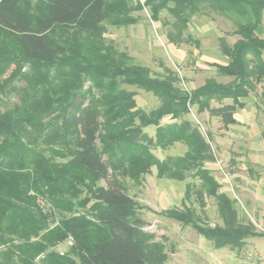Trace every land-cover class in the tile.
I'll return each mask as SVG.
<instances>
[{
  "label": "trees",
  "instance_id": "trees-1",
  "mask_svg": "<svg viewBox=\"0 0 264 264\" xmlns=\"http://www.w3.org/2000/svg\"><path fill=\"white\" fill-rule=\"evenodd\" d=\"M144 9L153 21L169 14L164 25L174 44L198 43L185 36L197 15L230 19L238 39L221 37L227 62L212 65L231 80L208 78L188 91L175 72L155 76L106 39L107 25H135ZM263 82L264 0H0V264H165L164 244L143 230L122 180L140 184L153 166L159 178L198 179L184 199L195 193L204 207L205 196L214 198L223 225L203 224L187 205L163 215L217 248L239 249L264 236L240 220L235 200L206 166L215 161L210 137L186 118L196 107L237 124L242 100ZM138 90L159 105L139 107ZM227 99L232 103L212 105ZM151 126L154 136L145 131ZM177 143L183 155L161 160L153 152ZM70 238L67 253L55 250Z\"/></svg>",
  "mask_w": 264,
  "mask_h": 264
},
{
  "label": "rangeland",
  "instance_id": "rangeland-1",
  "mask_svg": "<svg viewBox=\"0 0 264 264\" xmlns=\"http://www.w3.org/2000/svg\"><path fill=\"white\" fill-rule=\"evenodd\" d=\"M139 23L128 27L107 25L106 39L118 50L127 52L134 63L147 66L153 75L164 76L168 70L179 78L178 85L185 90H193L205 83L208 78L229 82L231 78L219 76L213 63H226L227 59L219 48V39L225 37L233 43L238 39L233 35L234 23L218 14L195 16L185 33L198 41L174 44L167 33L172 29L164 25L169 14L164 11L161 20L153 21L149 9L137 11ZM134 89L133 87H129ZM264 82L258 85L251 96L242 101L245 107L239 108L234 117L237 124L226 126L220 117L209 112L198 113L196 107L186 116L200 130L210 137L215 161L206 166L222 184V191L235 200L239 218L243 223H253L257 232L264 234ZM16 100V97H12ZM138 106L149 112L159 105V99L152 93L138 90ZM232 100L213 101L218 107L231 104ZM169 117L162 124L169 122ZM145 131L154 136L155 127ZM186 147L175 144L162 150L153 149L161 160L167 156L183 155ZM252 171L254 173H252ZM156 166L151 173L142 177L140 184L129 178H122L128 193L137 202L138 215L146 222L143 230L154 235V240L164 244L168 258L165 264H264V236L249 237L239 249L217 248L213 241L205 239L191 226L168 218L162 212L171 208L183 209L185 205L194 208L203 224L223 225L214 198L205 196V206L196 200L195 193L184 199L187 184L198 188L200 181L188 177L184 181L159 178ZM106 185L105 181L100 182ZM85 212L77 208V214ZM69 240L57 246L59 253H67Z\"/></svg>",
  "mask_w": 264,
  "mask_h": 264
},
{
  "label": "built area",
  "instance_id": "built-area-1",
  "mask_svg": "<svg viewBox=\"0 0 264 264\" xmlns=\"http://www.w3.org/2000/svg\"><path fill=\"white\" fill-rule=\"evenodd\" d=\"M69 243H70V245H73V240L71 238L69 239ZM62 254H64V253H62Z\"/></svg>",
  "mask_w": 264,
  "mask_h": 264
},
{
  "label": "crops",
  "instance_id": "crops-1",
  "mask_svg": "<svg viewBox=\"0 0 264 264\" xmlns=\"http://www.w3.org/2000/svg\"><path fill=\"white\" fill-rule=\"evenodd\" d=\"M259 237H262V236H259Z\"/></svg>",
  "mask_w": 264,
  "mask_h": 264
}]
</instances>
